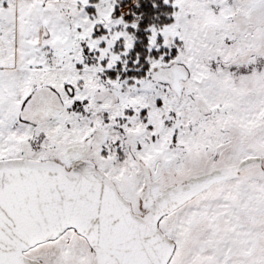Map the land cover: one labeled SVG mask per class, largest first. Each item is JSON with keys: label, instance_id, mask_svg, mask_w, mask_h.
Returning a JSON list of instances; mask_svg holds the SVG:
<instances>
[{"label": "snow or ice", "instance_id": "snow-or-ice-1", "mask_svg": "<svg viewBox=\"0 0 264 264\" xmlns=\"http://www.w3.org/2000/svg\"><path fill=\"white\" fill-rule=\"evenodd\" d=\"M0 264H264V0H0Z\"/></svg>", "mask_w": 264, "mask_h": 264}]
</instances>
